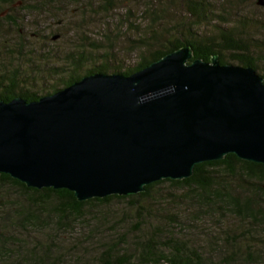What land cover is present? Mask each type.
Returning a JSON list of instances; mask_svg holds the SVG:
<instances>
[{
  "label": "water",
  "instance_id": "water-1",
  "mask_svg": "<svg viewBox=\"0 0 264 264\" xmlns=\"http://www.w3.org/2000/svg\"><path fill=\"white\" fill-rule=\"evenodd\" d=\"M191 59L184 46L126 76L96 73L36 101H0V174L82 203L188 179L229 154L264 165L263 78L217 56Z\"/></svg>",
  "mask_w": 264,
  "mask_h": 264
},
{
  "label": "rangeland",
  "instance_id": "rangeland-1",
  "mask_svg": "<svg viewBox=\"0 0 264 264\" xmlns=\"http://www.w3.org/2000/svg\"><path fill=\"white\" fill-rule=\"evenodd\" d=\"M183 2L0 1V82L3 77L14 79L17 91L27 84L43 95L60 85V78L97 68L109 72L132 68L144 57L142 47H156L158 39L185 20ZM205 2L210 13L200 31L237 27L238 35L249 36L257 74L264 73V8L255 0ZM7 15L15 25L5 19ZM54 36L58 38L53 40ZM61 71L65 75L57 74ZM215 174L223 173L219 168ZM17 194L15 188L0 185V253L10 252L0 264H99L108 242L127 245L120 250L132 252L142 241L156 238L162 248L174 240L184 242L205 264H264V230L249 234L219 210L207 214L185 185L164 183L144 198L84 209L85 217L73 219L70 227L51 223L43 233L18 232L1 224L16 221L15 214L24 209Z\"/></svg>",
  "mask_w": 264,
  "mask_h": 264
},
{
  "label": "trees",
  "instance_id": "trees-1",
  "mask_svg": "<svg viewBox=\"0 0 264 264\" xmlns=\"http://www.w3.org/2000/svg\"><path fill=\"white\" fill-rule=\"evenodd\" d=\"M7 5L10 0H0ZM64 1V0H60ZM185 8V20L174 26V30L163 35L153 46H145L141 51L145 54L138 62L127 70L106 71L97 68L87 70L84 74L66 79L60 78V85L52 86V91L39 95L36 91L22 85L17 91L14 79L3 77L0 82V101L9 102L13 98L20 97L27 102L36 101L41 96L55 93L64 89L84 76L105 73L129 75L139 71L152 62L165 55L188 46L192 51V59L209 62L211 57L217 56L221 65L236 64L240 67H250L255 73L257 56L255 57L253 47L246 34L238 35L235 28H219L211 31H200L201 25L208 17V4L206 0H183ZM44 6V5H43ZM7 15L10 25L15 22ZM204 19V20H203ZM227 55L229 59L225 58ZM65 75V71L57 73ZM264 80V73L257 74ZM4 80V82H3ZM223 174H215L219 169ZM168 183L172 186L185 185L188 191L195 194L198 204L205 209L207 214H214L216 210L232 217L246 228L249 234L264 230V165L254 164L239 160L236 156L229 154L222 160L205 162L193 168L190 178L181 181L161 180L144 187V192L127 197L109 196L102 199H90L79 203L73 193L67 190L27 188L22 183L10 178L8 175L0 174V185L15 188L17 196L23 202L24 209L15 214L16 221L1 220L3 226L9 225L18 232H48L47 226L51 223L59 224L62 229L71 226L73 219H83L84 209L93 210L98 206H105L113 200L132 201L144 198L157 186ZM25 230V231H24ZM56 231L55 234L57 232ZM143 243V244H142ZM158 238L142 241L140 247L130 252L120 243L108 242L98 257L99 264H205V260L194 249H188L184 242L175 240L167 247H160ZM3 248V247H2ZM128 255V256H127ZM132 255V256H131ZM10 252L4 250L0 253V261L6 262ZM38 260L41 261L40 258Z\"/></svg>",
  "mask_w": 264,
  "mask_h": 264
}]
</instances>
